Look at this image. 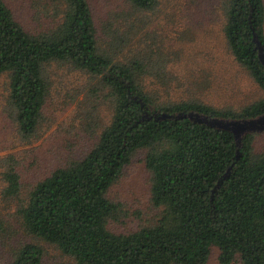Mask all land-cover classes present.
<instances>
[{"label":"trees","instance_id":"obj_1","mask_svg":"<svg viewBox=\"0 0 264 264\" xmlns=\"http://www.w3.org/2000/svg\"><path fill=\"white\" fill-rule=\"evenodd\" d=\"M126 1L141 11L156 5V0ZM59 3V23L33 34L0 0V74H9L17 130L26 139L35 136L53 68L67 67L93 80L92 92L110 102V115L84 156L56 168L23 197L15 170L1 173V196L17 201L22 232L56 246L76 264H206L212 248L220 264H264V154L254 151L257 134L243 135L238 147L230 131L166 117L195 112L222 120L254 119L264 114V95L231 109L162 102L155 88L143 85L142 60H118L99 48L88 0ZM223 4L225 46L264 92L256 43L264 54V1ZM71 93L64 100L72 99ZM136 151H145L150 200L160 212L150 226L114 233L108 223L117 218L119 205L107 193ZM8 228L0 220V236ZM42 255L39 245L26 243L9 264H41Z\"/></svg>","mask_w":264,"mask_h":264},{"label":"rangeland","instance_id":"obj_2","mask_svg":"<svg viewBox=\"0 0 264 264\" xmlns=\"http://www.w3.org/2000/svg\"><path fill=\"white\" fill-rule=\"evenodd\" d=\"M98 28V46L116 59H140L146 65L143 85L153 87L162 102H195L218 109L239 108L264 95L248 73L233 61L222 36L224 0H156L150 11L133 9L126 0H88ZM264 1V0H263ZM29 33L38 34L59 23V0H4ZM49 71V70H48ZM49 96L35 136L22 137L9 102V74H0V220L8 230L0 236V264H9L23 244L41 247V264H76L47 242L26 235L15 216L17 201L1 196V173L15 170L20 196L56 168L84 156L95 143L110 102L93 80L80 72H48ZM64 100V96H72ZM253 147L264 154V132ZM145 151H136L107 197L119 205L109 221L114 233H129L155 223L159 209L150 200V175ZM206 264H220L212 248ZM233 264H239L234 262Z\"/></svg>","mask_w":264,"mask_h":264},{"label":"water","instance_id":"obj_3","mask_svg":"<svg viewBox=\"0 0 264 264\" xmlns=\"http://www.w3.org/2000/svg\"><path fill=\"white\" fill-rule=\"evenodd\" d=\"M257 43V48L259 51V58L261 63L264 65V54L262 52V48L260 47L259 43ZM164 118L165 115H162ZM173 119H189L193 122L205 124L210 127L223 129L230 131L234 134L236 144L239 147L241 142V137L247 133H260L264 132V114L258 116L254 119L249 120H222V119H215V118H208L206 116L197 114L195 112H188L177 114L173 116H166Z\"/></svg>","mask_w":264,"mask_h":264}]
</instances>
